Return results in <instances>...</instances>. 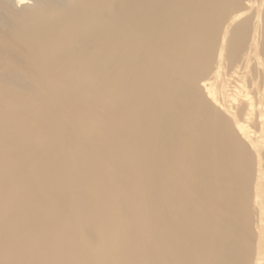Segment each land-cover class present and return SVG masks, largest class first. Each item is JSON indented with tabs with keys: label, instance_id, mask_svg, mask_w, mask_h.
<instances>
[{
	"label": "bare ground",
	"instance_id": "1",
	"mask_svg": "<svg viewBox=\"0 0 264 264\" xmlns=\"http://www.w3.org/2000/svg\"><path fill=\"white\" fill-rule=\"evenodd\" d=\"M0 264H264V0H0Z\"/></svg>",
	"mask_w": 264,
	"mask_h": 264
}]
</instances>
